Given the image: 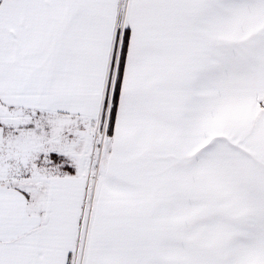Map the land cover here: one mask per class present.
I'll use <instances>...</instances> for the list:
<instances>
[{"label":"snow or ice","instance_id":"6c2138e0","mask_svg":"<svg viewBox=\"0 0 264 264\" xmlns=\"http://www.w3.org/2000/svg\"><path fill=\"white\" fill-rule=\"evenodd\" d=\"M0 264H264V0H0Z\"/></svg>","mask_w":264,"mask_h":264}]
</instances>
